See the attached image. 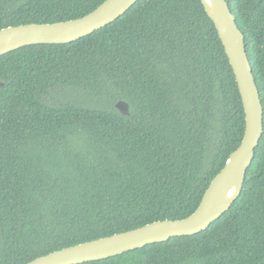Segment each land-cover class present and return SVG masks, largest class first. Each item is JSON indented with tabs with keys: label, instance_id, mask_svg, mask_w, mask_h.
<instances>
[{
	"label": "trees",
	"instance_id": "1",
	"mask_svg": "<svg viewBox=\"0 0 264 264\" xmlns=\"http://www.w3.org/2000/svg\"><path fill=\"white\" fill-rule=\"evenodd\" d=\"M105 1L0 0V30ZM226 1L264 109V0ZM0 82V264L189 217L246 130L202 0H139L75 42L9 52ZM82 264H264V133L241 195L206 230Z\"/></svg>",
	"mask_w": 264,
	"mask_h": 264
},
{
	"label": "water",
	"instance_id": "2",
	"mask_svg": "<svg viewBox=\"0 0 264 264\" xmlns=\"http://www.w3.org/2000/svg\"><path fill=\"white\" fill-rule=\"evenodd\" d=\"M139 0H106L79 19L54 24H27L0 30V56L25 46L69 44L100 30L124 15ZM214 23L234 71L241 94L246 130L241 145L206 190L197 210L180 220L157 221L136 230L79 244L40 257L27 264H82L115 257L170 238L193 236L221 218L242 193L246 174L264 133V109L248 59L244 34L226 0H202ZM4 84L0 82V87ZM117 108L129 113V104Z\"/></svg>",
	"mask_w": 264,
	"mask_h": 264
}]
</instances>
